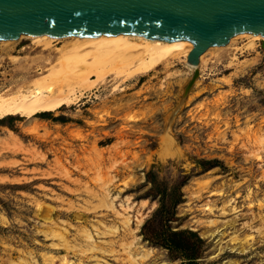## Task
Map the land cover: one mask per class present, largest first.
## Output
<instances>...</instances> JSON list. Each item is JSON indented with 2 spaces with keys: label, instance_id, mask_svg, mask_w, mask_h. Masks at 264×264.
Returning a JSON list of instances; mask_svg holds the SVG:
<instances>
[{
  "label": "rangeland",
  "instance_id": "rangeland-1",
  "mask_svg": "<svg viewBox=\"0 0 264 264\" xmlns=\"http://www.w3.org/2000/svg\"><path fill=\"white\" fill-rule=\"evenodd\" d=\"M249 40L209 50L193 83L180 56L60 107L0 111V264H93L45 217L72 245L96 224L121 250L125 215L152 251L141 264H264V40ZM65 43L0 42V95L28 92Z\"/></svg>",
  "mask_w": 264,
  "mask_h": 264
},
{
  "label": "water",
  "instance_id": "water-1",
  "mask_svg": "<svg viewBox=\"0 0 264 264\" xmlns=\"http://www.w3.org/2000/svg\"><path fill=\"white\" fill-rule=\"evenodd\" d=\"M244 32L264 36V0H0V40L119 33L187 39L195 65L208 48Z\"/></svg>",
  "mask_w": 264,
  "mask_h": 264
},
{
  "label": "bare ground",
  "instance_id": "bare-ground-1",
  "mask_svg": "<svg viewBox=\"0 0 264 264\" xmlns=\"http://www.w3.org/2000/svg\"><path fill=\"white\" fill-rule=\"evenodd\" d=\"M237 35H247L250 38L248 42L249 46H253L257 39L264 40L262 34L250 32L236 34L230 39L231 42L229 41L226 45L208 48L200 55L199 62L195 65L188 62V55L193 49L194 43L187 39L163 41L145 38L139 35L119 33L116 35H69L64 37H55L48 34H22L17 39L0 40L1 43L7 44L28 36L34 39V41L37 40L39 43L41 42L44 48L45 46H50L54 40H65L66 42L58 48L57 61H54L55 63H52L45 73L31 81L30 85L28 84V92H23L15 96H7V94L0 95V111L4 114H9L14 109L23 107H29L32 110L60 107L71 102L74 100V97H76L77 91L74 89L71 90V88L98 87L100 83L107 80L109 75H114L117 79H128L143 75L150 72L158 63L162 61L167 62L174 57L184 56L187 63L197 70L201 63L204 62L205 56L209 50L212 48H224V46L230 45ZM197 78L198 75L194 78V81H196ZM42 88L43 90L44 88L52 89L43 91ZM53 88H62V90ZM40 89L42 90L41 92H39ZM109 190L110 189H108V191ZM110 193L111 192H109V194ZM116 197L117 196L113 198L112 194V202L109 205L113 212L120 216L123 213H120L118 210L119 208L115 205L114 200H116ZM130 198L131 197H127V199L124 200L125 203H120L122 207H125V212L128 208H133V202L130 201ZM208 208L210 209L211 207ZM45 220L51 222L54 227V230L52 229V232H50L52 237L60 240V243L54 244H59V246H65L66 249L74 250L82 257H88L89 254H91L89 258L94 261L93 264H113L104 258L107 255H111L118 264H141L142 259L152 253L150 250L146 252L142 249L143 246L139 245L140 237L137 235L136 229L131 225L132 221L130 215L123 216V222L127 230H129L132 240L121 242V250L115 248L109 249V247H104L101 244L104 240L100 241L101 239L98 240V238H103V234L106 233L100 231L96 224L92 225L93 229L87 227L81 229L80 235L85 243L83 242L84 244L82 246H77L76 244H71L68 235L60 230L61 227L57 226L52 216L45 217ZM210 222H214V220ZM110 231L114 233L116 229ZM109 243H111V245L114 244L112 241ZM59 246L57 247L59 248ZM242 248L245 247L242 246ZM134 249H136V251H134ZM52 258L53 256L51 259ZM55 260L56 259H54V261ZM63 264L76 263L66 260ZM77 264L83 263L80 261Z\"/></svg>",
  "mask_w": 264,
  "mask_h": 264
}]
</instances>
